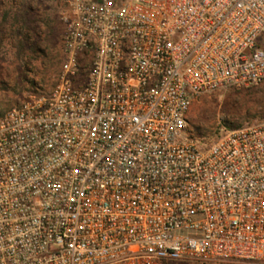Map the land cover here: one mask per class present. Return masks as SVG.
<instances>
[{
	"label": "built area",
	"instance_id": "built-area-1",
	"mask_svg": "<svg viewBox=\"0 0 264 264\" xmlns=\"http://www.w3.org/2000/svg\"><path fill=\"white\" fill-rule=\"evenodd\" d=\"M63 59L0 115V264H264V120L189 131L264 83V0H64Z\"/></svg>",
	"mask_w": 264,
	"mask_h": 264
},
{
	"label": "rangeland",
	"instance_id": "rangeland-1",
	"mask_svg": "<svg viewBox=\"0 0 264 264\" xmlns=\"http://www.w3.org/2000/svg\"><path fill=\"white\" fill-rule=\"evenodd\" d=\"M64 8V0H25L17 10L21 23L27 26L24 31L32 29L29 41L37 43L39 51L31 58L26 49L17 58L16 49L5 43L9 51L0 59V112L21 103L37 87L45 90L52 87L63 59L61 11ZM263 120L264 83L226 86L195 100L189 112V131L201 142L209 143L223 126L236 128Z\"/></svg>",
	"mask_w": 264,
	"mask_h": 264
},
{
	"label": "trees",
	"instance_id": "trees-1",
	"mask_svg": "<svg viewBox=\"0 0 264 264\" xmlns=\"http://www.w3.org/2000/svg\"><path fill=\"white\" fill-rule=\"evenodd\" d=\"M25 0H0V59H4L9 49L5 44L10 43L16 49V57L19 58L24 50L28 49L30 57H36L39 51L37 43L29 41L32 35V29L27 30V26L21 23L22 18L17 13ZM15 9V11H13ZM15 40V43L12 41ZM27 45H29L27 47ZM5 111L0 112L2 115ZM217 134V132H216Z\"/></svg>",
	"mask_w": 264,
	"mask_h": 264
}]
</instances>
